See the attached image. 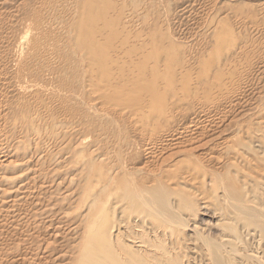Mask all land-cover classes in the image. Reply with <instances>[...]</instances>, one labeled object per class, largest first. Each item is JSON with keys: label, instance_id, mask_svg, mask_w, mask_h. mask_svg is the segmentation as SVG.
I'll return each mask as SVG.
<instances>
[{"label": "bare ground", "instance_id": "obj_1", "mask_svg": "<svg viewBox=\"0 0 264 264\" xmlns=\"http://www.w3.org/2000/svg\"><path fill=\"white\" fill-rule=\"evenodd\" d=\"M169 8L0 0V223L61 264H264V0Z\"/></svg>", "mask_w": 264, "mask_h": 264}, {"label": "rangeland", "instance_id": "obj_2", "mask_svg": "<svg viewBox=\"0 0 264 264\" xmlns=\"http://www.w3.org/2000/svg\"><path fill=\"white\" fill-rule=\"evenodd\" d=\"M215 1L216 0H201V1L200 0H168L169 7H170L169 11H172V13H170V14L173 15V13L176 10H178V9L181 10V8H183V10H191V5L194 6V9H197V8L202 9V8H204V10H206L208 5L209 4L212 5ZM171 8H173V9L170 10ZM180 10L176 11L174 13V15L178 16V14H179L178 12ZM176 13H178V14H176ZM177 16H176V18L179 19L178 18L179 16L178 17ZM172 20H171V22L168 25L169 32L173 33L174 37L178 41H183L184 35H187V31H188V33H190V32L195 30V28H193V25L191 26L192 30H190V26L188 25V23H186L181 18L179 20H177V21L174 19L175 22H174V20L173 21ZM172 22H174V23H172ZM256 91L257 90L253 89V88L252 89H246V88L239 89V93H247L249 95L254 94ZM246 103L247 102H245V103L243 102V103L238 104V105H232V101L227 103L228 106L226 105L227 107H225L224 113L222 114V117H221L222 120H223L221 122V124H223V127H221V129L224 128L225 125L227 126V123L229 124L231 119L233 120V119L239 118L242 110H245V109L250 107L249 106L250 104L249 103L246 104ZM191 108L192 107L187 108L183 103H181L178 106H176L175 108H173L172 114H177L179 116L182 115L181 116L182 121H185L187 123L190 122L191 120L194 121L195 119H196V121L199 120V119H201V120L214 119L213 115L209 114V113L200 115L199 117L198 116H192L191 112L192 111H198V110H190ZM188 114L191 115V116H189ZM41 195H42V193H41ZM38 197H40V196H38ZM27 209H29V208H27ZM1 211L3 212V210L0 208V212ZM2 212L0 214L4 217L5 212H4V214ZM23 215L25 216V214H23ZM23 215H22V217H24ZM19 219L20 220L18 222L17 221L14 222L15 225H14V223H11L14 226H11L10 222L6 223L4 221L5 223L4 222H2V224L0 223V264H19V263L20 264H51L53 262H54V264L63 263L62 262L63 258H65V256H68L67 254H69V252L66 250V249H68V247L66 248V245H64L62 247V242H60V241L68 239V238L71 237V235H73L72 234L73 231H70L71 228H66V226H67V225L65 226L66 222L62 221L64 226L62 225V223L59 224V226L56 225L57 227H60V228L57 229V227H56L54 229V231H52V230H48V228L45 229V226H44L45 224L40 222V221H38L39 225H38V223H35V224H32L30 226L28 224H31V223L26 222L25 221L26 220L25 217L23 219L21 217H19ZM20 221H21V223H20ZM26 230H27V232H26ZM44 230H47V231L45 232ZM28 238H30V239H28ZM57 238H58V240H57ZM42 242L46 246L47 245L48 246L52 245L48 249L51 252L50 254H52V255L49 254L50 256L49 255L47 256V255H45L42 252V250L41 251L39 250V249H42V247L45 246L44 244L42 245ZM37 243L41 244V245L38 244L41 247H39L37 245ZM53 243H54V245H53ZM59 243L61 245H59ZM38 247H39V249H38ZM51 247H53V248H51ZM57 250H58V252H57ZM35 253H36V255H35ZM62 253H64L65 255H63ZM55 254H57V255H55ZM55 256H57V258H54ZM53 259L56 260V261H53Z\"/></svg>", "mask_w": 264, "mask_h": 264}]
</instances>
